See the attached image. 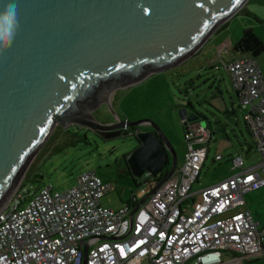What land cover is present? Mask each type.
Returning a JSON list of instances; mask_svg holds the SVG:
<instances>
[{"label": "water", "instance_id": "obj_1", "mask_svg": "<svg viewBox=\"0 0 264 264\" xmlns=\"http://www.w3.org/2000/svg\"><path fill=\"white\" fill-rule=\"evenodd\" d=\"M247 1L0 0V12L16 4L18 22L10 47L0 40V214L55 125H78L110 138L125 127L153 124L99 122L94 111L111 103V92L195 54ZM182 117L185 130L206 119L187 107ZM153 128L136 133L139 146L127 162L136 178L157 176L172 155L161 185L178 161L167 137ZM149 195L133 207L131 221Z\"/></svg>", "mask_w": 264, "mask_h": 264}, {"label": "built area", "instance_id": "obj_2", "mask_svg": "<svg viewBox=\"0 0 264 264\" xmlns=\"http://www.w3.org/2000/svg\"><path fill=\"white\" fill-rule=\"evenodd\" d=\"M259 160L249 166L232 158L235 172L199 191L212 132L189 122L181 168L159 185L145 172L138 184L150 195L135 212L101 204L113 190L95 170L81 172L64 190L47 184L30 198L17 189L0 214V264H226L224 251L245 258L264 257V225L255 220L246 196L264 187V77L256 59L224 61ZM186 121V119H184ZM217 160L222 155H216ZM249 177L252 179L250 180ZM132 198L137 200L136 193ZM220 253L218 261L207 257Z\"/></svg>", "mask_w": 264, "mask_h": 264}, {"label": "rangeland", "instance_id": "obj_3", "mask_svg": "<svg viewBox=\"0 0 264 264\" xmlns=\"http://www.w3.org/2000/svg\"><path fill=\"white\" fill-rule=\"evenodd\" d=\"M256 3L257 13L253 9ZM228 20L229 25L214 33L188 59L177 66L152 73L136 84L111 92V103H103L94 111L99 122L151 120L153 124H143L137 128L150 131L154 129V125L158 126L174 148L178 168H181L187 151L182 110L187 107L189 114L192 111L201 113L206 116V119L202 118V124H212L215 128V119L220 115L215 103L220 102L221 98L229 105L234 102L239 112L240 124L234 125L235 131L232 125L228 128L229 136L214 133L207 143L208 156L192 189L196 193V202L200 200V190L228 178L235 172L232 158L243 156L247 166L259 160L253 137L245 127L244 109L237 106L238 96L224 61H228L230 47L242 37L245 29L251 28L250 25H255L264 37V0H254L249 7L243 5ZM261 56L264 57V52ZM189 103L194 106V110ZM223 120L227 121L225 117ZM229 124H234L233 120H229ZM67 128H74L75 131L79 128L78 136L72 139L71 134L65 133L64 127L55 125L50 135H54L50 144L46 146L49 137L30 164L28 171H38L44 175L42 182L33 183L36 187L47 183L52 184L54 189L64 190L76 183L81 172L95 170L105 183L113 185V190L101 199L103 206L119 209L132 199L133 192L141 200L146 194L145 188L141 187L138 191V181L136 183L129 172L127 162V156L139 144L133 131L130 135L104 140L91 130L78 125ZM56 144L64 149L51 154ZM217 154L222 155L221 160L216 159ZM172 159L171 155V164ZM247 198L254 216L264 221V188L253 191Z\"/></svg>", "mask_w": 264, "mask_h": 264}, {"label": "trees", "instance_id": "obj_4", "mask_svg": "<svg viewBox=\"0 0 264 264\" xmlns=\"http://www.w3.org/2000/svg\"><path fill=\"white\" fill-rule=\"evenodd\" d=\"M224 27H225V24L220 26V28H218L217 31H219L220 29H222ZM231 50L234 53H236L237 55H247V57H258L260 54H262L264 52V41L254 32V30L252 28H247L244 30L242 37L233 45ZM189 105H191V104L189 103ZM229 113L234 114L235 110H233V111L228 110V111L224 112V115H228ZM199 114L202 115L201 113H199ZM216 124H217L218 128H220V130L224 131V133L226 134V128H225L226 126L224 125V123H222L221 120L217 119ZM211 125L212 124H210L208 127H210ZM247 127H248V125H247ZM136 129H138V128H136ZM64 131H65V133L71 134L70 137L72 139L77 137L79 134V128L76 131L74 130V128H67V129L65 128ZM248 131L250 132L249 128H248ZM84 135L87 136L86 133ZM53 136L54 135H52L50 137V139L46 143V146H47V144L48 145L50 144ZM62 149H64L63 146L60 147V146H58V144H56L52 148L53 151L51 152V154H56L59 151H62ZM127 159H128V156H127ZM128 168H129V172L132 174V171H131L129 165H128ZM167 171H168V169L166 170V172ZM163 176H164V174H161L158 177V181H161ZM43 180H44V175L41 172L37 171V172L31 173V170H29L28 173L26 174L25 180L20 185V189L23 190L24 194L30 198L37 191H39L42 187L47 185V183H45L44 186L42 185L41 187H36L33 183L34 182H40V181L42 182ZM134 180L137 183L138 179L136 177H134ZM139 201L140 200H138V199L134 200L132 198L127 203H129L130 205H132L134 207L136 204L139 203Z\"/></svg>", "mask_w": 264, "mask_h": 264}, {"label": "crops", "instance_id": "obj_5", "mask_svg": "<svg viewBox=\"0 0 264 264\" xmlns=\"http://www.w3.org/2000/svg\"><path fill=\"white\" fill-rule=\"evenodd\" d=\"M252 1H254V0H248L245 4H244V7H249V5H250V3L252 2ZM256 2H261V0H255ZM257 4L258 3H256V4H254L253 5V9L255 10V12L257 13L258 12V8H257ZM251 8H252V6H250ZM245 9V8H244ZM259 14V13H258ZM223 24H225V27L227 26V25H229L230 24V20H227V21H225ZM222 24V25H223ZM222 25H220V26H222ZM224 27V28H225ZM250 27L254 30V32L264 41V37L261 35V33L258 31V28L255 26V25H250ZM220 28V27H219ZM223 29V28H222ZM221 30V29H220ZM219 30V31H220ZM219 31H215L214 33H218ZM212 37V36H211ZM211 37L208 39V40H210L211 39ZM236 38L234 37V40H235ZM237 42V41H236ZM235 42V43H236ZM234 45V44H233ZM233 45L230 47V55H229V57H228V60H231V59H233V58H235V57H238V56H247V55H237L236 53H234L231 49H232V47H233ZM256 61H257V63H258V65H259V67H260V69H261V71H262V74H263V77H264V57L263 56H261V54L256 58ZM238 96V95H237ZM232 102H233V99H232ZM215 106H216V108L219 110V116H217V115H215V116H217L216 117V119L215 120H221V122L222 123H224V125L226 126L225 128H226V134L229 136V134H228V128L232 125V128H233V130L235 131V126L234 125H236V126H238L239 124H240V118H239V112H238V110H237V108L235 107V103L233 102V103H231V105H229L228 104V102L224 99V98H221V101L220 102H217V103H215ZM237 106L239 107V108H241V109H244L243 107H241L240 106V100H239V97L237 98ZM228 110H230V111H233V110H235V113L234 114H231V113H229L228 115H224V112H226V111H228ZM247 110L246 109H244V111H243V118H244V114H245V112H246ZM225 117L226 118V120L227 121H224L223 120V117ZM234 119H235V121H234ZM229 120H233V122H234V124H229ZM245 120V119H244ZM245 122V121H244ZM209 126V125H208ZM245 127H246V129H247V131H248V127H247V124H246V122H245ZM210 129H211V132H212V135L214 134V133H221V134H225L224 133V131H222V130H220V128H218V126H217V124H216V126H215V128L211 125L210 127H209ZM249 132V131H248ZM225 134V135H226ZM249 134H251L250 132H249ZM211 139H212V137H211ZM254 140V139H253ZM264 188V187H263ZM262 189V188H261ZM260 190V189H259ZM257 191V190H256ZM253 192V191H252ZM252 192H250V193H252ZM250 193H248L247 194V196H246V199H247V202H248V195L250 194ZM248 207L251 209V207L249 206V204H248ZM251 211H252V213H253V216H254V212H253V210L251 209ZM254 218H255V220L256 221H258L260 224H262V225H264V221H262V220H260V219H257L255 216H254ZM223 259L225 260V263L226 264H264V257H255V258H252V259H250V258H245V257H243V256H241V255H239L238 253H236V252H234V251H224V255H223Z\"/></svg>", "mask_w": 264, "mask_h": 264}, {"label": "clouds", "instance_id": "obj_6", "mask_svg": "<svg viewBox=\"0 0 264 264\" xmlns=\"http://www.w3.org/2000/svg\"><path fill=\"white\" fill-rule=\"evenodd\" d=\"M18 28L17 7L15 3H9L4 12H0V40L7 39L9 42L5 46L10 47L12 40ZM220 253L210 254L207 259L210 261H218Z\"/></svg>", "mask_w": 264, "mask_h": 264}, {"label": "flooded vegetation", "instance_id": "obj_7", "mask_svg": "<svg viewBox=\"0 0 264 264\" xmlns=\"http://www.w3.org/2000/svg\"><path fill=\"white\" fill-rule=\"evenodd\" d=\"M112 122H114V121L112 120ZM78 127H81V126H78ZM84 128L87 129L86 127H84ZM136 128L137 127H134V128L125 127V128L122 129V134L120 136H118V137H110V138H106L102 134V132H100V131H93L91 129H89V130H91L95 135H98V136L104 138V140H112V139H116V138L123 137V136H126V135H130L131 131H133L136 134V133H138L140 131V129H136ZM138 146H139V144H138ZM170 162H171V156H170ZM170 166H171V164L164 166L163 171L161 173H159L157 176H154V177L156 178V177H159L161 174H165L166 170L169 169Z\"/></svg>", "mask_w": 264, "mask_h": 264}, {"label": "snow or ice", "instance_id": "obj_8", "mask_svg": "<svg viewBox=\"0 0 264 264\" xmlns=\"http://www.w3.org/2000/svg\"><path fill=\"white\" fill-rule=\"evenodd\" d=\"M144 11H145V13H147L148 9H147V8H145V9H144ZM61 79H63V77H61ZM249 179L251 180L252 178H251V177H249Z\"/></svg>", "mask_w": 264, "mask_h": 264}]
</instances>
